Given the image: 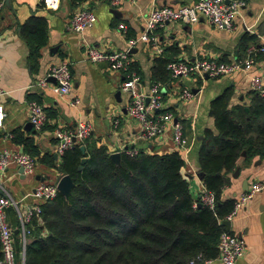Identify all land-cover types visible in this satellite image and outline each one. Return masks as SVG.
Here are the masks:
<instances>
[{"label": "crops", "instance_id": "1", "mask_svg": "<svg viewBox=\"0 0 264 264\" xmlns=\"http://www.w3.org/2000/svg\"><path fill=\"white\" fill-rule=\"evenodd\" d=\"M194 1L121 0L112 5L110 0H83L78 4H72L71 0H58V7H48L42 5V0H4L0 10V88L5 90L0 95V104L4 109L0 125V151L23 149L12 140L14 131H18L24 137H31L42 152H50L54 156L56 139L49 125L71 128L80 119L92 123L91 138L106 145L110 153L121 152V147L130 143L137 132V125L126 113L128 94L120 89L124 74L110 69L106 61H89L86 49L90 46L104 51L128 49L130 67L139 74L141 86L147 88L154 82L152 67L158 55L190 61L199 57L231 61L245 57L247 51L243 52L240 46L245 33L255 35L257 45L264 39V0H244L245 6L233 30L217 28L205 19L196 23L175 21L165 23L154 31L156 42H138L129 46L128 39L137 38L143 32L150 9L165 5L176 8ZM78 8H88L96 14L95 23L82 33L68 28L69 20ZM32 13L44 16L48 23L47 43L41 48L35 70L28 63V45L20 35L21 25ZM120 23L125 25V31L118 28ZM62 61L69 62L72 73V89L67 95L55 93L52 90L54 81L47 77L48 67ZM252 74L260 75L264 81V56L257 59L249 73L208 78L188 76L163 84L164 106L182 124L184 135L191 145L182 156L186 161L183 174L188 178L194 200L201 199L205 192L202 179L197 176L200 139L206 129L216 132L213 117L209 114L210 101L225 89L232 91L230 104L243 99L247 101ZM43 77H47L46 86L38 84ZM184 88L196 89L197 92L193 91L195 97L180 100L177 92ZM75 97L80 104L70 103ZM30 99H36L44 110L49 108L56 112V117L47 118L43 128L35 130V133L25 128L30 122L27 107ZM134 146L142 150L153 148L159 153L175 150L170 129L150 141L138 139ZM59 157L54 158L59 160ZM243 160V156L238 159L239 175L237 178L230 175V184L224 187L222 198L236 200L255 182H260L263 187L231 220L230 232L241 235L245 244L244 255L235 264H264V157L255 156L249 165H244ZM40 163L36 161L33 173L25 175L24 179L20 178L19 167L13 163L0 170L1 192L13 201V205L6 209L7 219L14 235L20 239L23 223L25 226L33 216L38 215L34 214L28 220L29 210L45 203L32 197L34 188L43 178V182L53 183L58 182L61 176L55 168ZM23 260L20 257V264ZM210 264L220 263L214 261Z\"/></svg>", "mask_w": 264, "mask_h": 264}, {"label": "trees", "instance_id": "2", "mask_svg": "<svg viewBox=\"0 0 264 264\" xmlns=\"http://www.w3.org/2000/svg\"><path fill=\"white\" fill-rule=\"evenodd\" d=\"M42 5L58 7V0H42ZM20 35L35 70L47 43V19L32 13ZM251 44L257 45V37L245 33L240 41L243 52ZM172 60L165 54L155 57L154 81L173 80L167 69ZM248 94L247 101L230 104L232 91L225 89L210 101L216 132L206 129L200 139L198 173L205 190L214 195L213 208L193 199L183 174L186 161L178 150L139 149L135 155L122 151L116 162L106 145L90 135L84 151L75 144L55 160L31 137L14 131L16 144L74 184L68 198L58 192L40 206V213L25 225V244L14 235L16 264L21 253L23 264H202L198 257L216 259L220 235L226 231L222 222L235 202L223 199L222 191L241 156L244 165L255 156L264 157V94ZM45 110L47 118L56 117L54 110ZM82 157L87 158L83 164Z\"/></svg>", "mask_w": 264, "mask_h": 264}, {"label": "built area", "instance_id": "3", "mask_svg": "<svg viewBox=\"0 0 264 264\" xmlns=\"http://www.w3.org/2000/svg\"><path fill=\"white\" fill-rule=\"evenodd\" d=\"M112 5H117L121 0H110ZM4 6V0H0V10ZM245 6L244 0H196L190 4L181 5L173 8L171 6H158L150 9L143 32L137 38H129V46L132 47L138 42H156L157 36L154 31L169 22L196 23L200 19L207 20L217 28L233 30L237 27V18L242 8ZM96 21V14L88 8H78L72 14L68 28L74 32L82 33L91 27ZM118 28L125 31L126 27L120 23ZM264 56V39L258 45H252L247 49L244 58L231 61H222L212 58H195L193 60L174 59L167 64V69L173 80L199 76L204 78L205 74L209 77H219L231 75L237 72L249 73L257 62V56ZM87 59L91 62L109 63L112 70L122 71L123 80L120 82V89L128 94L127 116L136 122L137 132L132 136L130 143L121 147V152L135 155L138 148L134 145L138 139L152 140L160 137L167 129L171 130V140L177 149L185 154L190 150V143L184 135L182 124L175 120L174 114L165 108L163 102L162 89L163 83L154 81L149 87L144 88L140 84L139 74L131 69V59L129 50L104 51L97 47L90 46L86 49ZM47 77H52L54 83L52 90L59 95H67L72 89V73L68 61L52 64L47 69ZM47 77L40 78L38 84L47 85ZM251 90L264 94V81L258 74L250 75ZM5 90L0 88V95ZM178 98L186 101L195 97V93L187 88L178 92ZM70 103L80 104V100L75 97ZM29 120L35 130H41L47 120L46 112L41 103L36 99L28 101ZM4 117V109L0 104V125ZM93 126L89 120L80 119L74 127L67 128L55 126L52 133L56 139L55 150L60 155L64 150L76 145H83V142L92 134ZM15 164L23 169L24 175H31L35 169L36 158L24 151H12L3 149L0 151V170H4L9 164ZM260 182H255L246 191L241 193L235 200L232 211L225 220L231 221L237 211L253 196L262 189ZM58 193L57 182L39 183L32 192V197L36 200L46 202L53 199ZM201 201L213 208L215 205L214 195L205 190L201 196ZM13 205L12 199L1 192L0 189V264H16L15 261V238L12 227L7 219L6 209ZM40 213V206H35L28 212L27 219L32 215ZM27 231L24 223L22 226V243H26ZM219 255L216 259L198 260L202 264H210L218 261L220 264H235L241 259L245 252L244 241L231 232L224 231L220 235L218 242Z\"/></svg>", "mask_w": 264, "mask_h": 264}, {"label": "water", "instance_id": "4", "mask_svg": "<svg viewBox=\"0 0 264 264\" xmlns=\"http://www.w3.org/2000/svg\"><path fill=\"white\" fill-rule=\"evenodd\" d=\"M228 1V0H226ZM205 77L208 78L209 76L207 74H205ZM50 79H53L52 77ZM54 81V79H53ZM194 92H197L196 89L193 90ZM25 128L28 132H32V133H35V129H34V126L31 122H27L26 125H25ZM80 149L82 151H84L85 147L84 145H80L79 146ZM21 151H23V149H21ZM242 155H244V152L242 153ZM54 157L56 158L57 157V154L55 153L54 154ZM110 157L115 160L116 162L119 161V158H120V152H113V153H110ZM86 157H82L81 159V164H83V162L86 161ZM81 169V166L79 167V170ZM19 174H20V178L21 179H24L25 178V175L23 173V169L20 167L19 168ZM239 175V168H236V170L234 171V173L232 174V177L233 178H237ZM198 178L199 179H202V174L201 173H198L197 174ZM42 182L45 181V178H43L41 180ZM73 181L72 179L68 176V175H63V176H60L58 182H57V189H58V192L60 194H62L65 198H68L70 193H71V189L73 188ZM222 225L225 227L226 231L230 232V226H231V221H223L222 222ZM238 238L242 239L241 235H237ZM23 254L20 255L21 259H23Z\"/></svg>", "mask_w": 264, "mask_h": 264}, {"label": "rangeland", "instance_id": "5", "mask_svg": "<svg viewBox=\"0 0 264 264\" xmlns=\"http://www.w3.org/2000/svg\"><path fill=\"white\" fill-rule=\"evenodd\" d=\"M177 96H178V92H177ZM180 100H182V99H180ZM183 101H184V100H183ZM172 143H173V142H172ZM189 143H190V142H189ZM173 146H174L175 150H178L181 154H182V153L185 154L182 150L177 149L174 143H173ZM23 258H24V257H23Z\"/></svg>", "mask_w": 264, "mask_h": 264}]
</instances>
